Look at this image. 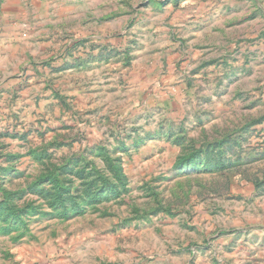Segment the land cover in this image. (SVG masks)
Instances as JSON below:
<instances>
[{
	"label": "rangeland",
	"instance_id": "obj_1",
	"mask_svg": "<svg viewBox=\"0 0 264 264\" xmlns=\"http://www.w3.org/2000/svg\"><path fill=\"white\" fill-rule=\"evenodd\" d=\"M0 264H264V0H0Z\"/></svg>",
	"mask_w": 264,
	"mask_h": 264
}]
</instances>
